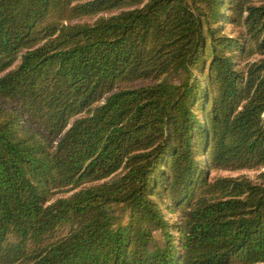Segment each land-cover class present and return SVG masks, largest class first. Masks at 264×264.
<instances>
[{"label": "trees", "instance_id": "trees-1", "mask_svg": "<svg viewBox=\"0 0 264 264\" xmlns=\"http://www.w3.org/2000/svg\"><path fill=\"white\" fill-rule=\"evenodd\" d=\"M262 168L264 0H0V264H264Z\"/></svg>", "mask_w": 264, "mask_h": 264}, {"label": "rangeland", "instance_id": "rangeland-1", "mask_svg": "<svg viewBox=\"0 0 264 264\" xmlns=\"http://www.w3.org/2000/svg\"><path fill=\"white\" fill-rule=\"evenodd\" d=\"M93 20H94L93 18H83L82 21L91 22ZM226 32H229V30L227 29ZM261 170H264V168H262ZM257 172H258V170H215V171L211 172V176L224 177V176H238L241 174H245V175L249 176L250 178L254 179ZM67 194H69V193L68 192L58 193L55 197H59V196L67 195ZM258 264H260V263H258Z\"/></svg>", "mask_w": 264, "mask_h": 264}]
</instances>
